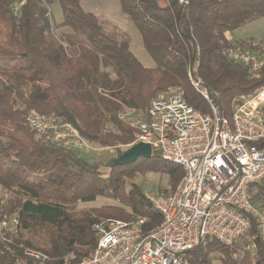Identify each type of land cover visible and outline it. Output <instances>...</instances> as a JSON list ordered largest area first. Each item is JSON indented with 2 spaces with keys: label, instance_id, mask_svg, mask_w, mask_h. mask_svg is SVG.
Listing matches in <instances>:
<instances>
[{
  "label": "trees",
  "instance_id": "1",
  "mask_svg": "<svg viewBox=\"0 0 264 264\" xmlns=\"http://www.w3.org/2000/svg\"><path fill=\"white\" fill-rule=\"evenodd\" d=\"M16 1L0 0V185L13 194L0 201V224L7 221L0 226V264H76L94 250L98 238L92 225L100 219L144 217L145 232L160 223L159 212L133 183L138 172L159 169L171 191L183 176L179 165L163 161L156 151L150 158L114 164L121 146L137 139L118 113L125 107L146 110L170 88L209 112L194 79L229 116L234 95L264 85V67L259 79H251L229 61V48L260 52L250 42L231 43L227 35L264 17V0H119L153 68L133 55L127 40L106 33L80 0H56L62 20L55 24L48 17L53 0H25L15 15ZM62 27L71 33L58 38L55 31ZM32 111L73 124L87 141L115 148L116 157L90 162L71 148L45 143L27 123ZM254 190L252 200L264 214V188ZM98 197L119 205L76 208ZM246 217L248 226L237 237L241 242L207 239L186 252L189 264H264V230L255 217ZM26 249L49 259L37 261Z\"/></svg>",
  "mask_w": 264,
  "mask_h": 264
},
{
  "label": "built area",
  "instance_id": "2",
  "mask_svg": "<svg viewBox=\"0 0 264 264\" xmlns=\"http://www.w3.org/2000/svg\"><path fill=\"white\" fill-rule=\"evenodd\" d=\"M24 3H14L15 15ZM226 56L251 79L260 78L264 53L229 48ZM191 83L207 100L209 112L194 108L180 89L170 88L146 110L125 107L118 113V119L137 132L131 145L148 143L163 161L183 170L173 192L145 194L160 223L145 232L144 217L100 219L92 225L98 238L94 250L76 264H189L186 252L207 239L233 244L248 226L247 214L264 230V214L252 200L254 189L264 188V85L234 95L225 116L200 80ZM26 120L45 143L89 145L73 124L57 117L32 111ZM6 225L5 220L0 224ZM25 254L41 262L49 259L36 250L26 249Z\"/></svg>",
  "mask_w": 264,
  "mask_h": 264
},
{
  "label": "rangeland",
  "instance_id": "3",
  "mask_svg": "<svg viewBox=\"0 0 264 264\" xmlns=\"http://www.w3.org/2000/svg\"><path fill=\"white\" fill-rule=\"evenodd\" d=\"M80 2L82 8L85 11L92 12L98 17L99 22L106 33L112 35L115 38L127 40L129 43V49L145 67L153 68L155 66L153 59L149 56L143 46L138 29L121 11L119 0H80ZM48 17L53 24L59 23L62 20L61 9L59 3L56 0H53L52 4L49 6ZM55 33L58 38H64L66 34L71 33V30L66 27H62L57 29ZM227 37L231 43L235 45H238L239 42H250L251 44L257 46V49L260 53H264V17L254 20L237 29L233 33V37H231L229 34ZM108 127L112 128L111 126ZM87 142L89 144L87 148L80 145L71 149L77 151L80 156L90 162H105L108 158L116 157L115 148L102 146L90 141ZM130 146L131 144L121 146V149L125 151ZM101 170L107 171V168L102 166ZM133 183L139 186L144 194L165 195L173 192L179 182L176 184L173 191H171L168 176L165 173L159 171L157 168L153 169L151 167H147L144 168L143 171L138 172L136 178L133 180ZM12 196L13 194L11 192L3 189L0 185L1 202H5ZM104 205H119V203L106 197H98L94 202L78 203L76 208L91 209ZM241 238L242 237L240 236L237 239V242H241ZM213 264L219 263L214 261Z\"/></svg>",
  "mask_w": 264,
  "mask_h": 264
},
{
  "label": "water",
  "instance_id": "4",
  "mask_svg": "<svg viewBox=\"0 0 264 264\" xmlns=\"http://www.w3.org/2000/svg\"><path fill=\"white\" fill-rule=\"evenodd\" d=\"M152 148L150 144L144 142H137L131 145L128 149L114 160L116 165H124L134 162L137 158H150L152 156Z\"/></svg>",
  "mask_w": 264,
  "mask_h": 264
}]
</instances>
